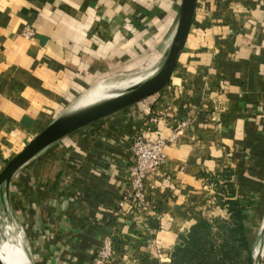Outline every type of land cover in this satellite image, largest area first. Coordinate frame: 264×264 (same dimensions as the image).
<instances>
[{"label": "crops", "instance_id": "obj_1", "mask_svg": "<svg viewBox=\"0 0 264 264\" xmlns=\"http://www.w3.org/2000/svg\"><path fill=\"white\" fill-rule=\"evenodd\" d=\"M180 4L0 0V171L99 84L153 72ZM183 122L147 177V210H119L137 132L169 137ZM231 199L252 232L264 217V0H197L169 85L23 165L0 202V230L26 264H89L108 238V264H155L154 239L173 264L194 226L227 221Z\"/></svg>", "mask_w": 264, "mask_h": 264}, {"label": "water", "instance_id": "obj_2", "mask_svg": "<svg viewBox=\"0 0 264 264\" xmlns=\"http://www.w3.org/2000/svg\"><path fill=\"white\" fill-rule=\"evenodd\" d=\"M196 5L197 0H181L175 34L162 62L152 75L124 89H119L114 95L97 103L83 107L76 106L61 115L32 138L20 152L6 163L0 171V202H4V197L8 196L9 186L16 172L43 149L87 125L161 92L169 85L189 34ZM262 234L264 235V228ZM0 264L7 263L0 257Z\"/></svg>", "mask_w": 264, "mask_h": 264}, {"label": "built area", "instance_id": "obj_3", "mask_svg": "<svg viewBox=\"0 0 264 264\" xmlns=\"http://www.w3.org/2000/svg\"><path fill=\"white\" fill-rule=\"evenodd\" d=\"M24 35L30 37L33 31L26 28ZM150 121L155 117L150 115ZM187 126L185 122L172 129L169 137L163 136L160 130L141 129L137 132L132 145L131 154L134 163L130 168L129 186L117 202L119 210L123 209L129 202L132 203L133 211H146L150 202L146 195V180L149 175L157 174L159 167L165 160V149L168 145L177 143L182 130ZM264 237V235H263ZM151 248L155 258V264H166L171 261V256L164 253L157 240L151 241ZM112 254V240L106 239L94 255L89 264H108ZM253 264H264V245L255 252Z\"/></svg>", "mask_w": 264, "mask_h": 264}, {"label": "trees", "instance_id": "obj_4", "mask_svg": "<svg viewBox=\"0 0 264 264\" xmlns=\"http://www.w3.org/2000/svg\"><path fill=\"white\" fill-rule=\"evenodd\" d=\"M231 187V186H230ZM228 191L233 197V190ZM231 222L217 220L213 223L202 221L187 234L183 245L173 254V264H252L250 237L244 210L237 200L227 201ZM215 224L222 235L218 244L211 241L210 229Z\"/></svg>", "mask_w": 264, "mask_h": 264}, {"label": "bare ground", "instance_id": "obj_5", "mask_svg": "<svg viewBox=\"0 0 264 264\" xmlns=\"http://www.w3.org/2000/svg\"><path fill=\"white\" fill-rule=\"evenodd\" d=\"M167 52V51H166ZM159 67V66H158ZM158 67L151 73L144 75L143 77L137 78L136 80H132V84L140 82L150 75H152ZM131 82V81H130ZM131 84V85H132ZM130 86V85H128ZM125 87L121 84H118L117 81L108 80L107 82L99 84L94 89L90 90L87 94H85L82 99L77 104V107H83L87 105H91L93 103H97L107 97L114 95L116 91L119 89H124ZM4 218V217H2ZM0 216V221H1ZM3 223V222H2ZM1 231V230H0ZM11 240V239H10ZM0 257L7 263V264H26L20 249L12 244L0 240Z\"/></svg>", "mask_w": 264, "mask_h": 264}, {"label": "rangeland", "instance_id": "obj_6", "mask_svg": "<svg viewBox=\"0 0 264 264\" xmlns=\"http://www.w3.org/2000/svg\"><path fill=\"white\" fill-rule=\"evenodd\" d=\"M141 76H144V75H141ZM135 77H140V75H137V76H122L121 75V76L115 77L113 80L117 81L118 84H121V86L123 85L126 88V87H128L129 83L132 82L133 79H131V78H135ZM230 222H231V218L227 217V223H230ZM213 226L214 227H212L210 229V231H211V235H210L211 241L213 240L214 242H217L219 244L221 242V240H222V235L219 232H217V228L215 227L216 225L213 224ZM263 228H264V217L259 220V225L258 226L256 225L255 229H253V231L251 232L252 235L250 237V245H251L252 264H253V260L255 258L254 255H255L256 250L261 245H264V237H263V234H262ZM8 239H9V236H8V238H5L3 236V234L1 233V231H0V240L4 241V242H9L10 240H8ZM263 263H264V261H263Z\"/></svg>", "mask_w": 264, "mask_h": 264}]
</instances>
